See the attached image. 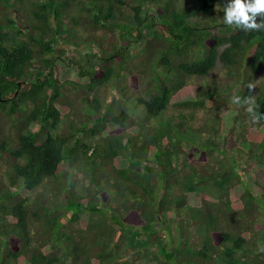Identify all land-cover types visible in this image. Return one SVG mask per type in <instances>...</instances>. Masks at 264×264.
Listing matches in <instances>:
<instances>
[{
	"label": "trees",
	"instance_id": "1",
	"mask_svg": "<svg viewBox=\"0 0 264 264\" xmlns=\"http://www.w3.org/2000/svg\"><path fill=\"white\" fill-rule=\"evenodd\" d=\"M224 3L0 0V264H264V31Z\"/></svg>",
	"mask_w": 264,
	"mask_h": 264
},
{
	"label": "rangeland",
	"instance_id": "2",
	"mask_svg": "<svg viewBox=\"0 0 264 264\" xmlns=\"http://www.w3.org/2000/svg\"><path fill=\"white\" fill-rule=\"evenodd\" d=\"M15 1H21V0H15ZM178 5H185V2L183 3V1H179V4ZM217 9H218V5H215L214 6V12H212L211 13V16L212 17H214L215 15H216V12H217ZM197 10H198V8H197ZM9 17H10V19H14L13 17V14L12 13H10L9 12ZM219 20V17H217L216 16V21H218ZM189 22H193V18H190L189 19ZM94 35H97V36H100V37H102V35L105 37V36H107V35H105V34H103L100 30H96L94 33H93ZM103 38V37H102ZM132 51H134V49H132ZM226 72H227V69H225L224 67H222L219 63H216V65L214 66V68H213V70L211 71V74L206 78V79H204V78H195L194 80H193V82H196V83H198V84H204V82H205V80H209L210 82H213V83H215L216 85L218 84V85H220V87H223V86H225L227 83H230L231 82V78L229 77V75H227L226 74ZM62 76V75H61ZM63 77V76H62ZM264 77V71H260V72H258L257 74H255V78H254V81L255 82H257L258 80H260L261 78H263ZM130 80H128V83H130L129 82ZM194 86H196L194 83H192ZM107 87H109V86H107ZM113 89H114V87H112ZM109 89V88H108ZM102 92L104 93V94H106V95H110V93H111V90H110V93H109V91L108 90H106V89H103L102 90ZM228 106H226L225 107V109L227 108ZM229 108V107H228ZM227 108V109H228ZM224 109V110H225ZM79 110V109H78ZM85 111V110H84ZM78 113H80V112H78ZM62 115H63V113H62ZM222 115H224V114H222ZM206 114H204L202 111H199V112H196L195 114H194V119H193V122L191 123V126H193V127H197V126H200V125H202L203 124V122L206 120ZM61 127V121L58 123V128H60ZM87 127H90L89 126V124L87 123ZM37 128V126H36V124L34 123V124H32L31 125V129L32 130H35ZM88 129V128H87ZM114 131L115 130V127H110L109 128V130L107 131V132H109V131ZM251 138V139H253V140H257V139H259V136H258V134L256 133V134H254V135H249L248 136V138ZM231 140H232V142H234V145H236V142H235V140L233 141V138L231 137ZM232 152V151H231ZM60 169L61 170H63V171H66V172H68L67 174H70V177L69 178H71L72 176H71V172H72V170L73 169H70L69 167H67V164H61V166H60ZM244 169H247V170H249V171H257V169H258V165L256 164V161L254 160V161H251L250 163H248L247 165H246V167L244 168ZM256 173H258V172H256ZM261 176V175H260ZM12 190L14 189V188H11ZM208 189H210V188H208ZM209 192H211V195L213 196V195H215V191L214 190H212V189H210L209 190ZM232 206V208H234L233 209V213H235V215H240V213H239V208H240V204L239 203H236V204H233V205H231ZM257 215V214H256ZM8 219V218H7ZM248 220L249 219H247L246 220V222H248ZM262 221V220H261ZM0 222H1V220H0ZM2 222H3V220H2ZM195 228H198L197 226H195L194 227V229ZM263 227H261V223H253L252 225H251V231H252V233L253 234H258V236H260V237H264V231H263V229H262ZM1 241L3 242V238L1 237ZM6 242L8 243V246H9V248L10 249H16L17 247H18V244H17V241H16V239H15V237H12V236H10V237H8L7 239H6ZM31 244L32 245H36L35 244V241H33L32 240V242H31ZM0 249H1V247H0ZM19 263L18 264H26V262L23 260V259H21L20 261H18ZM10 263H12V262H10Z\"/></svg>",
	"mask_w": 264,
	"mask_h": 264
},
{
	"label": "clouds",
	"instance_id": "3",
	"mask_svg": "<svg viewBox=\"0 0 264 264\" xmlns=\"http://www.w3.org/2000/svg\"><path fill=\"white\" fill-rule=\"evenodd\" d=\"M223 22L244 32L264 31V0H225ZM252 89L253 85H249ZM255 103L254 97H249ZM261 117L256 116L254 121Z\"/></svg>",
	"mask_w": 264,
	"mask_h": 264
}]
</instances>
